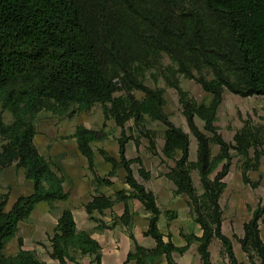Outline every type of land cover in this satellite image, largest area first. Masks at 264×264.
<instances>
[{
    "label": "trees",
    "instance_id": "1",
    "mask_svg": "<svg viewBox=\"0 0 264 264\" xmlns=\"http://www.w3.org/2000/svg\"><path fill=\"white\" fill-rule=\"evenodd\" d=\"M165 55L170 65H164ZM149 71L162 74L178 89L183 112L198 141L196 160L191 159L189 132L165 110V89L145 83ZM180 75L196 78L211 94L210 101L198 102L190 96L179 84ZM226 89L264 98V0H0V135L5 140L0 150V180L6 168L16 165L33 181L32 190L19 195L10 208L7 193L0 199V264H40L37 254L23 246V238H19L16 252H8L7 245L39 202L70 197L63 185L64 176L53 169L35 142L38 113L71 106L86 111L97 103L103 105L105 116L114 118L122 128L119 157L100 148L113 166L108 177L96 175L97 180L110 184L109 177L124 168L132 189L118 190L114 196L96 193L86 203V210L89 214L103 213L117 201H124L120 219L130 225L133 213L128 200L138 199L150 213L145 234L156 241L155 246L147 247L132 234L135 248L127 261L157 264L165 255L169 264H180L174 253L185 252L197 241L202 263L213 264L210 244L217 237L230 264H245L238 259L232 238L223 231L220 198L226 187L223 178L234 156L248 157L254 149L258 161L264 135L259 127L246 122L236 131L233 142L225 139L216 120ZM138 90L144 93L142 97L136 95ZM5 110L12 113L10 122L4 119ZM146 116L166 126L162 150L174 161L167 175L176 193L188 195L194 218L202 228L201 235L182 233L184 245H177L171 233L161 230L163 211L157 196L138 179L132 163H140L144 179H150L151 172L140 156H127V141L132 135L127 134L126 123L133 119L136 125H144ZM197 118L203 120L204 129ZM145 134L150 149L155 150V136L149 130ZM99 135L100 130L84 124L74 132L92 169L96 165L92 143ZM135 140L139 145V137ZM213 143L220 147L217 154H213ZM196 169L202 192L194 183L192 172ZM166 214L168 220L177 217L175 210ZM263 222L264 198L244 223L239 238L250 264H264ZM101 224L113 227L116 219L112 225ZM49 241V254L60 264L78 261V254L91 256L88 264H102L101 243L89 230L77 228L71 208L63 209Z\"/></svg>",
    "mask_w": 264,
    "mask_h": 264
},
{
    "label": "rangeland",
    "instance_id": "2",
    "mask_svg": "<svg viewBox=\"0 0 264 264\" xmlns=\"http://www.w3.org/2000/svg\"><path fill=\"white\" fill-rule=\"evenodd\" d=\"M163 63L165 66L170 65L171 60L167 55L164 56ZM155 73L158 72L149 71L146 75L145 83L151 87L160 86L165 89V110L169 114L171 120L189 132L191 138V159L196 160L198 141L189 127L187 118L183 112L178 89L175 86L169 85L162 74L155 75ZM179 84L198 102L210 101L211 94L203 89L202 85L196 80V78L180 75ZM119 93L121 92H117V94ZM143 94L144 93L142 91H136V95L139 97H142ZM12 118V113L9 110H5V121L10 122ZM246 122L259 127L261 133L264 135L263 96L258 94L242 96L226 89L223 100L219 105L216 120L219 131L227 141L233 142L236 131L239 130ZM197 123L200 128L204 129L203 120L197 118ZM80 124H84L87 127L101 131V135H99L97 140L92 143L94 151L104 155L100 151V148H103L112 156L118 155L117 153L115 154V152L118 150L117 137L121 135V126L116 123L114 118H107L105 116L103 105L101 103L95 104L90 110L86 111H77L76 106L56 111L43 109L38 113L36 122L41 142H37L36 144L37 146L42 147V150H44L46 158L50 160L53 169L59 175L64 176V181L67 169L64 159L66 160L68 155L65 153L61 155V159H59L56 156L58 154L55 152V147L58 144L64 143L68 144L67 146L72 145L70 142V136L75 128ZM165 129L166 126L161 121L153 120L149 116H146L144 125L141 126L136 125L133 119L128 120L126 123V130L127 134L132 135V137L127 141V144L130 145V149L127 150V156L132 159L140 156L143 160V165L151 172V178L144 179L139 172L141 166L140 163L137 161L132 163L134 172L138 179L145 183L149 189L153 190L158 197L159 205L163 211L161 219L159 220L161 229L165 233L171 232L172 238L176 243L182 241L185 242L182 233L200 232V224L195 220L191 207L187 205L188 200L186 197H188V195L182 193L184 194L183 199L181 196L182 194L176 193V186L167 175L170 167L174 164V161L163 154L162 149L165 140ZM147 130L151 131L155 136V150L150 149V142L148 136L145 134ZM136 137H139V145L136 143ZM4 141L5 140L0 135V150ZM219 149V145L213 143V154H217ZM258 149L261 152L258 161L255 157L254 149H252L251 154L248 157L240 155L234 156L231 168L227 175L223 178L226 183V187L220 198L224 217L223 231L232 238L236 255L238 259L245 264H250V261L247 252L244 251L241 246L239 238L244 233V223L252 216L253 210L257 207L262 198H264V143L260 145ZM71 155L73 156L75 154ZM86 158H81L80 155H75L72 161L74 162L72 163V167L77 170L78 168H84L82 169L84 178H90V182L95 187L94 190H96L94 192L101 193L102 191L99 190V187L106 185V183L104 184L98 181L96 175L108 177V173L103 175L100 172V164H98L97 161L95 168H90L89 161ZM220 167L221 164L219 168ZM19 170L20 176L16 181L13 179V170L10 167L4 170L0 180V199L6 193L9 195V203L7 205L8 208L12 205V202L17 198L18 194L28 191L30 187L27 180L24 178V168L21 167ZM192 175L197 189L199 192H202L204 188L199 171L197 169L193 170ZM214 175L215 173H213L211 177ZM109 179L111 180V183L110 185L107 184V186H110L108 190L110 191L113 189L115 192L118 191L116 189L121 187L119 184L123 181L122 178L119 174H117L109 177ZM115 192L109 195L114 196ZM172 193L175 194L174 197L171 196ZM91 197H93V194ZM57 201L53 200L49 202L56 203ZM169 207L171 210H175L177 212V217L172 220H168L166 214V208ZM131 208L133 211L142 209L139 204L138 206L133 204ZM34 218L35 215L33 214L29 220L21 222L17 236L7 245L8 252H16L19 249V238H23V235L26 237V234H30L34 228ZM133 231V229L130 230L131 233H133ZM261 232L262 237L264 238V222L261 224ZM212 241L213 243L211 242L210 244V251L214 264H230L228 255L223 250L221 240L215 237ZM37 245L38 249L36 248ZM198 245L199 243L194 241L191 243L190 248L185 252H175L174 256L176 260L182 264H203L198 251ZM23 246L26 247L25 243ZM30 246H33L30 248L37 254L40 259V264L50 263L46 244H41L35 241L34 244ZM129 263L135 264V261H124V264ZM157 264L169 263L167 262L166 256L162 255L157 259Z\"/></svg>",
    "mask_w": 264,
    "mask_h": 264
},
{
    "label": "crops",
    "instance_id": "3",
    "mask_svg": "<svg viewBox=\"0 0 264 264\" xmlns=\"http://www.w3.org/2000/svg\"><path fill=\"white\" fill-rule=\"evenodd\" d=\"M44 110H47V109H44ZM76 128H75V130H76ZM75 130L72 132V135L70 136V138H71L70 142L72 143V145L67 146L68 144L64 143V144H58L55 147V150H56L55 152H57V154H58L56 156L59 159H61V155L65 154V153H67V155H68V158H66V160L64 159V163H66V165H67L66 166L64 164L67 167L66 174H65L64 188L66 190L70 191V197L68 199H66L65 201H59V200L57 201L56 200L57 201L56 203H50L49 201H41L36 205L32 215H31V217L33 216V214L35 215L34 228L32 231L30 230L31 231L30 234H26L27 235L26 237H25V235H23V240H24V243L26 245L25 248L31 249L33 246H30V245H33L35 241L38 243H41V244H46L47 250H48L47 251L48 256L50 258L49 264H60V261L58 259L52 258L49 254V251L51 250L49 235L51 233H53L54 228L58 222V218H59L61 212L63 211V209L68 207V208H71L73 213H74L77 228L89 230L91 232L92 236L95 237L96 239H98L99 242L101 243V246H102V264H124V261H127L128 253L130 251L134 250V248H135V239L139 243H141L142 245H145L147 247L155 246V244H156L155 239L153 237L145 234V232L148 228L150 213L145 209V206L142 204V202L139 201L138 199H135V198L128 200L129 207L131 209V212L133 213L130 225L125 224L120 219V216L124 213V210L126 207V203L124 201L116 202L113 205V207L106 209L103 213L94 212L93 214H89L87 212L85 205L89 200L92 199V197H91L92 194L93 195L96 194V192H94L96 190H94L95 187L90 182L91 181L90 178L89 179L84 178V174L82 172V169H84V168H78V170H77V169H74V167H72V163H74L72 161H73L75 155H80L81 158H86V156L82 153V151L79 148L77 138L74 136ZM121 130H122V128H121ZM39 138H40L39 132L37 130L36 135H35L36 143L41 142V140ZM117 143H118V137H117ZM38 148L42 154L45 153L44 150H42V147L38 146ZM128 149H130L129 144H127V150ZM116 153L118 155H113V156L119 157V143H118V150H117V152H115V154ZM71 154H75V155L72 156ZM95 156H96L97 163L101 165V166L99 165L100 172L103 175L105 173H109L110 170L112 169V166H113L112 163L110 161L106 160L104 155L99 154L97 151H95ZM10 168H12V170H13V174H12L13 179H14V181H16L18 179V177L20 176V173H19L20 170L19 169H21V168H17L16 165H12V166H10ZM23 173H24V178L27 180L30 187H29L28 191H24V192L18 194V196L23 194V193H29L33 188V181L29 178H26L25 172H23ZM117 174H119V176L122 178L123 181H121V184H119V185H121V187L117 188L116 190H119V189L131 190L132 189L131 186L126 182V178H124L126 175V170L124 168H119ZM109 187L110 186H107V184H106V185L100 186L99 190L108 194V195L113 194L115 192V190L111 189L109 191L108 190ZM174 195L175 194L172 193L171 196L174 197ZM181 196L184 199V194H182ZM186 198L188 200L187 202L189 203L188 197H186ZM16 199H14V201ZM157 200H158V197H157ZM13 202H12V204H13ZM61 202H64V203H61ZM136 202H139V203H136ZM188 203H187V205H189ZM133 204L135 206H138V204H139V206H141L142 209H140L138 211H135V210L133 211V209L131 208V206ZM158 204H159V202H158ZM166 209L170 210L171 208L169 207ZM114 219H116V224L113 225V227L102 226V224H101L103 222V223H106L107 225H112V223L114 222ZM160 219H161V216H160ZM20 225H21V222L19 224V228H20ZM102 228H104V229H102ZM131 229L134 230L133 233L130 232ZM169 233H171V232H168L165 234L167 235ZM195 233L197 235L202 234L201 226H200V232H195ZM132 234L134 235L135 239L132 237ZM165 238L168 239L167 236H165ZM212 243H213V241H212ZM176 244L177 245H184V244H186V239H185V242L182 241V242H178ZM39 246H42V245H39ZM36 248L38 249V245L36 246ZM90 261H91V256H89V255L81 256L80 254H78V261L71 260V261H69V264H88V263H90ZM132 261H135V260H131V262ZM135 264H137L136 261H135ZM180 264H182V263H180ZM213 264H214V261H213Z\"/></svg>",
    "mask_w": 264,
    "mask_h": 264
}]
</instances>
